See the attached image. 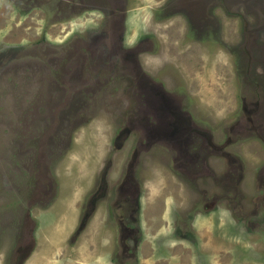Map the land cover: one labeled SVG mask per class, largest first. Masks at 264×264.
<instances>
[{"label":"rangeland","instance_id":"374dc122","mask_svg":"<svg viewBox=\"0 0 264 264\" xmlns=\"http://www.w3.org/2000/svg\"><path fill=\"white\" fill-rule=\"evenodd\" d=\"M3 4L11 16L8 12L5 21L0 16V264L17 262L16 206L30 198L39 146L45 142L61 159L52 166L59 198L52 212L41 209L34 215L40 220L38 247L27 264L95 259L112 264L116 246L110 231L89 229L79 244L71 242L80 214L70 207L91 189L105 151L116 150L117 131L110 129L104 111L107 91L76 93L82 78L92 79L94 69L109 62L110 54L100 60L92 52L111 51L108 41L114 40L116 27L115 35L127 46L151 38L155 46L142 54L148 71L162 77L177 98L187 94L191 104L187 101L189 113L183 114L206 128L217 146L203 155V166L195 164L197 158L189 161L193 178L179 166L184 162L178 150L164 140L143 156V183L151 195L165 184L166 173L183 187L181 197L194 198L192 209L202 210L186 207L182 214L192 220L204 216L198 234L184 221L170 229V241L182 234L194 244L205 242L195 250L198 260L184 257L188 264H264V0H0V8ZM124 84L127 89L129 82ZM116 90H108L109 98ZM87 111L99 116L82 126ZM61 140L69 144L62 146ZM194 148L201 150L198 144ZM225 210L230 218L222 217ZM91 244L108 248V260L91 253ZM159 249L149 260L142 253L139 262L126 264L170 263L168 245L162 241Z\"/></svg>","mask_w":264,"mask_h":264},{"label":"flooded vegetation","instance_id":"af4514ba","mask_svg":"<svg viewBox=\"0 0 264 264\" xmlns=\"http://www.w3.org/2000/svg\"><path fill=\"white\" fill-rule=\"evenodd\" d=\"M116 32L117 27L114 32V40L108 41L111 43V51L92 52L93 56L100 60H106L110 54L109 62L96 67L92 79L89 78V75L87 78H82L80 80L81 90H76L78 94L81 91L84 92L82 96L85 97L86 95L90 96L91 92L98 89L107 91L106 100H103L104 111L107 113L110 129L114 128L117 131L115 135L117 146L116 150L105 151L91 189L88 190L83 200H78L75 205L72 204L70 207L72 210L77 209L80 214L71 242L73 241L74 245L79 244L81 236L89 229H96L102 234H108L110 231L112 235H115L114 244L116 246L113 256H111V263L126 264L127 260L135 258L139 262L143 252L141 244L144 240L145 229L148 228V225L151 230L155 227L153 223L149 222L151 215L152 213L158 215L162 207L167 205V199H164L163 204H159L158 208L153 204L152 200H155V197L151 196V188L146 182L143 183L145 180L141 167L144 163L143 156L153 151L158 141L164 140L170 148L178 150L184 162L179 163V166L184 169L189 178H193L192 175H189V161L195 162L194 160L197 158L200 162H195V164L203 166V162L206 160L205 156H208L217 146L213 142V136L206 128L196 125L191 116L187 118L183 114L184 112L186 115L189 113L187 94L179 95L177 98L175 94L167 90L170 86L162 77L154 76L148 71V62L143 60L142 54L150 50L147 49V46H155L153 41H150L151 38H143L135 45L127 46L123 37L118 38L115 35ZM125 81L129 82V86L127 89H122L121 82L124 84ZM112 86L114 88L117 86L119 90H116L109 98L108 90ZM82 99L84 101L78 97L75 100L83 104L85 98ZM109 107H112L111 112L108 111ZM36 113L41 116L39 111ZM97 114V111L95 115H89V111L82 112L80 124L85 126L93 122L95 117L99 116ZM260 136L264 140V131H261ZM132 138H134L133 142L130 143L127 153L124 154L123 149ZM61 142L62 146L69 144ZM46 143L39 146L40 157L37 158L38 163L36 162L34 167L37 180L34 188L32 187L28 194L30 198L19 201L16 206L19 216L18 232L13 246V253L17 254L16 264H20L21 261L22 264H27L38 247L36 234L40 231H38L40 220L34 216L35 213L41 209L45 214L52 212L51 208H54V204L59 198L58 180L53 178V167L57 165L56 160L58 159L53 150L48 148L53 145ZM196 144L201 150L209 147V151L205 150L202 153L201 150L194 148ZM106 145L108 147V140ZM63 151L64 147L59 148L57 153ZM121 163L123 167H121ZM176 164L177 156L174 157V165L176 166ZM260 170H264V166ZM165 178L162 194L167 196L172 194L173 197L176 193V185L177 187H181V185L175 184L172 177H168L166 173ZM243 180L244 178L240 179V184ZM50 205L51 207H49ZM60 205H62L61 202ZM55 219H58L57 215ZM52 221L50 222L53 223ZM183 222L180 220L181 224ZM91 245H93L91 253L96 252L97 258L108 260V248H102L104 246L102 244ZM26 252L29 255L27 253L24 257ZM96 260L88 262V264L94 263Z\"/></svg>","mask_w":264,"mask_h":264},{"label":"crops","instance_id":"0c3cea01","mask_svg":"<svg viewBox=\"0 0 264 264\" xmlns=\"http://www.w3.org/2000/svg\"><path fill=\"white\" fill-rule=\"evenodd\" d=\"M9 8L10 7H7V5L5 4H3L0 8V16L4 21L8 16V12V18H10L11 16ZM182 188V186L177 187L176 185V193L173 197L172 194L171 196L162 194L164 185L162 186V188L158 187L157 190H155L153 195V197H155V200H152L153 204L158 208L159 204H163V200L167 199V205L164 208L162 207V210L158 212V215L152 213L151 221L149 222L154 224V229L151 230L149 228L150 225H148V228L145 229V233L143 235L144 240L141 244L143 251L142 259H144V261L147 260V256L149 260V258H151L150 256L153 253H155L156 251H160L159 246L162 241H164L166 245H168V253L171 254L170 263L188 264L189 262H191L189 260L192 257L194 260L199 259L200 256L195 254V250L197 247H202L205 245V242H203L202 240L199 239V241L197 240V243L194 244L191 238L179 234V236L177 235V237L174 238L173 241H170L172 238V231H170V229L174 231L178 223H180V220L185 221L186 224H189L190 222L192 226L191 228H188V231H192L196 234H198V232H200V230L205 227L204 223L200 222V220L202 221L204 216H199L195 220H192L191 218H187V216L182 214V211L186 207L194 211H202L199 210L197 206L192 209L195 204V201L192 200L194 199L193 197L189 196V199H186L180 196V192L182 193ZM221 214H223V218H230V213L227 210L222 211ZM173 226H175V229L172 228ZM184 257H187L189 260L185 259ZM153 258L155 260H159L156 255ZM164 262L166 264H170L167 260H164Z\"/></svg>","mask_w":264,"mask_h":264},{"label":"water","instance_id":"95a60500","mask_svg":"<svg viewBox=\"0 0 264 264\" xmlns=\"http://www.w3.org/2000/svg\"><path fill=\"white\" fill-rule=\"evenodd\" d=\"M31 250H32V248L30 249L29 253L31 252ZM27 253H28V252H26V254H25L24 257H26ZM29 253H28V255H29ZM20 264H22V261L20 262Z\"/></svg>","mask_w":264,"mask_h":264}]
</instances>
